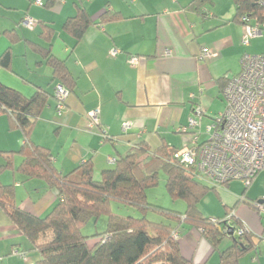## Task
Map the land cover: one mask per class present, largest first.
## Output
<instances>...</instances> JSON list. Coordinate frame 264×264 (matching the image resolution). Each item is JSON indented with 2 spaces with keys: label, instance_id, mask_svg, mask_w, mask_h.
Masks as SVG:
<instances>
[{
  "label": "crops",
  "instance_id": "0c3cea01",
  "mask_svg": "<svg viewBox=\"0 0 264 264\" xmlns=\"http://www.w3.org/2000/svg\"><path fill=\"white\" fill-rule=\"evenodd\" d=\"M42 1L38 6L34 0H0V58L9 52L7 66L0 64V83L26 98L37 91L46 94L29 141L49 151L62 175L90 161L98 178L103 170L114 167L110 159L141 144L153 151L162 142L178 149L190 146L193 135L197 142L205 141V127L225 106L219 80L239 73L243 53L264 52V29L247 46L241 44L243 25L236 19L233 0H208L202 13L189 7L193 0ZM79 9L90 23L76 39L64 24ZM25 16L36 25H24ZM202 48L216 56L200 59ZM111 49L118 52L111 55ZM48 54L64 63L72 86L60 113L54 96L60 79L53 74ZM131 57L136 58L134 64L129 63ZM196 107L203 114L200 126L188 127L183 133L180 129L188 126ZM95 109L99 124L89 127V113ZM23 143L10 114L1 111L0 183L11 185L14 191L13 199L3 196L2 200L44 216L57 202V192L44 180L19 170ZM234 182L240 183L213 186L223 204V218L204 213L201 201L205 196L199 209L204 216L220 220L232 212L248 228L247 234L258 240L240 256L239 264H264V219L251 206L263 196L246 197L244 188L239 196L220 194ZM96 242L97 238L87 239L89 246ZM231 242L224 235L216 251L198 228L179 227L180 252L194 264H218L219 252ZM16 250L26 260L14 254ZM39 258L0 206V264H35Z\"/></svg>",
  "mask_w": 264,
  "mask_h": 264
},
{
  "label": "trees",
  "instance_id": "16d2710c",
  "mask_svg": "<svg viewBox=\"0 0 264 264\" xmlns=\"http://www.w3.org/2000/svg\"><path fill=\"white\" fill-rule=\"evenodd\" d=\"M233 1L239 23L264 24V0ZM207 3L208 0H193L189 7L202 13ZM243 17L247 21H242ZM102 18L108 19V15H102ZM89 23L88 16L79 9L64 27L79 39ZM8 62L9 52L6 51L0 64L7 66ZM48 62L54 76L60 79L58 84L70 93L72 86L64 63L49 54ZM219 81L222 90L226 78ZM45 95L37 91L26 98L0 83V112L10 114L24 138L19 150L23 155L19 170L27 177L44 180L58 196L48 213L34 216L15 204L5 203L2 197L13 199L14 191L11 185L0 183V206L39 253L40 258L35 264H194L181 254L178 238L171 236L174 232L179 236L181 224L198 228L216 251L224 235L231 237V244L219 252L218 264H239L240 256L252 248L254 241L258 242L248 232L236 236L228 234L227 227L236 230L241 226L233 217L229 221L218 218L214 221L203 215L198 204L210 190H214L213 186L199 180L191 166L175 157L178 148L165 142L153 151L144 144L130 148L114 159L112 169L103 170L98 178L94 176L90 161L83 162L68 174H60L51 162L49 151L29 141L34 117L44 105ZM160 170L166 175L165 186L170 196L185 201L184 213L147 202L146 189L158 183ZM112 202L131 206L142 216L114 214ZM149 209L174 220V224L149 221L144 215ZM101 217L105 218L103 231L91 235L82 232L90 222L97 225ZM89 238H97V242L89 246Z\"/></svg>",
  "mask_w": 264,
  "mask_h": 264
},
{
  "label": "built area",
  "instance_id": "2783aa9c",
  "mask_svg": "<svg viewBox=\"0 0 264 264\" xmlns=\"http://www.w3.org/2000/svg\"><path fill=\"white\" fill-rule=\"evenodd\" d=\"M38 6L43 5L42 0H34ZM247 21L246 18H241ZM23 24L28 27L36 25V21L25 16ZM243 34L241 44L247 46L251 39L261 36L264 24H242ZM118 52L111 49V55ZM216 54L208 48H202L200 59H209ZM135 57L129 58L134 64ZM67 90L58 84L54 91L56 97V110L58 113L64 108ZM225 100L223 110L217 114L205 127L207 139L197 142V135L192 136V144L177 150L175 157L180 162L191 166L196 177L212 186L225 185L230 181H239L249 186L255 176L264 171V52L260 54L243 53L240 58V71L237 75L226 78L222 88ZM202 111L199 107L194 109V116L188 120V126L180 131L185 133L188 127L200 126ZM99 124L98 109L89 113L88 125L93 127ZM127 124L124 125L126 129ZM105 129L102 136L106 137ZM110 161H114L110 159ZM258 218L264 219V195L260 200L251 202ZM233 217V213L224 220ZM216 221L215 219H213ZM232 229L227 227L229 234ZM248 228L243 224L233 234L247 233ZM178 238L176 232L171 235ZM14 254L26 260L25 254L18 250ZM31 264V263H27Z\"/></svg>",
  "mask_w": 264,
  "mask_h": 264
},
{
  "label": "rangeland",
  "instance_id": "374dc122",
  "mask_svg": "<svg viewBox=\"0 0 264 264\" xmlns=\"http://www.w3.org/2000/svg\"><path fill=\"white\" fill-rule=\"evenodd\" d=\"M263 38H264V34H263ZM255 42L259 43V40L257 39L255 40ZM165 184H166V175L162 170H160L158 172V183L155 186H151L146 189L147 202L152 205L163 207L165 209H169L179 213H184L186 209L185 201L181 199H173L168 193ZM244 187L245 186L242 182L240 183L234 182L230 188H227V190L224 191L220 190V194L223 196L225 195L239 196L242 193ZM263 195H264V171H261L255 176V178L249 184L245 196L249 198H254V197H261ZM216 196L217 193L214 190L209 191L208 194H206L205 197L202 199L201 205L204 206L205 209L204 213H206L207 215L212 217L223 218L224 217L223 206H222L223 204L216 198ZM111 208L114 214H118L121 216H132L135 218H140L142 216V214L137 209L131 206H124L122 204L112 202ZM231 213L232 212L227 213L225 218ZM144 215L149 221H152L154 223L173 225L175 222L174 220H171L170 218L166 217L165 215L159 212H156L153 209H149ZM104 220L105 218L101 217L97 225H94L93 222L88 223L82 232L84 234L91 235L92 233H95V231L97 232L103 231V229L105 228ZM238 225H240V222ZM233 236H236V234L234 233Z\"/></svg>",
  "mask_w": 264,
  "mask_h": 264
},
{
  "label": "water",
  "instance_id": "95a60500",
  "mask_svg": "<svg viewBox=\"0 0 264 264\" xmlns=\"http://www.w3.org/2000/svg\"><path fill=\"white\" fill-rule=\"evenodd\" d=\"M232 232H233V230H231L229 234H231V235H232V234H233Z\"/></svg>",
  "mask_w": 264,
  "mask_h": 264
}]
</instances>
